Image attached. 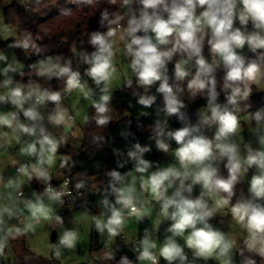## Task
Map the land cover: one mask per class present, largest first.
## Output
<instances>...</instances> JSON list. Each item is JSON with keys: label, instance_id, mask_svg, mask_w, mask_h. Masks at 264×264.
<instances>
[{"label": "clouds", "instance_id": "clouds-1", "mask_svg": "<svg viewBox=\"0 0 264 264\" xmlns=\"http://www.w3.org/2000/svg\"><path fill=\"white\" fill-rule=\"evenodd\" d=\"M29 2L15 0V6L27 11ZM68 2L96 7L101 0ZM11 7V0H3L0 11ZM97 12L98 27L79 49L73 44L70 56L38 59L27 66V74L15 56L9 60L0 51V106L9 109L0 110V149L7 151L15 142L19 156L28 158L24 163L12 159L15 176L0 173V264H15L10 243L34 237L38 227L61 230L49 245L56 259L62 250L77 248L79 232L65 227L58 212L64 197L72 196V178L53 186V170L58 163L71 173L77 164L60 149L80 137L78 118L81 125L94 124L98 130L113 123L114 82L121 90L131 89L141 106L137 129L143 127L141 118L153 115L147 109L156 104L157 94L162 97L148 139L172 161L162 166L146 158L152 144L142 145L134 132L122 130L125 149H110L116 167L94 162L107 180L98 189L100 211L90 217L101 237L96 259L113 264H264V106L253 110L252 104L254 95L264 94V0H106ZM72 14L60 9L64 17ZM22 23L19 15L15 23L0 18V39L29 57L38 56L45 51L38 43L43 37ZM43 31L48 35L50 30ZM54 80L63 81V88L53 87ZM185 91L192 104L198 98L205 103L189 111ZM74 92L76 101L69 108L64 100ZM81 101L93 110L90 115L77 109ZM131 123L129 119L127 125ZM90 142L100 149L108 140L97 131ZM90 178L99 180V175ZM33 181L43 190L25 196V183ZM245 181L246 190L238 189ZM86 183L78 180L75 190ZM157 205L152 229L145 228L136 240L116 243L130 218L148 222ZM166 222L158 244L154 233Z\"/></svg>", "mask_w": 264, "mask_h": 264}, {"label": "trees", "instance_id": "trees-1", "mask_svg": "<svg viewBox=\"0 0 264 264\" xmlns=\"http://www.w3.org/2000/svg\"><path fill=\"white\" fill-rule=\"evenodd\" d=\"M58 0H41V5L36 6L35 0H31V7L29 12H36L38 9L46 8L51 4L55 3ZM13 3V7L4 9V18L6 22H15L17 15H20L24 12L23 7L15 6V0H11ZM106 5V0H101L100 3L96 5V7H77L75 4L65 8L71 9L73 14L69 17H64L60 15V11L55 14L48 16L42 20L37 21L36 23L25 27L33 33L35 36L39 34L43 37L42 41H38L44 47L45 51L41 54L31 55L29 57L28 54H25L24 51L20 48H13L17 54L18 59L25 65L27 74L29 69L28 65L35 63L38 59H43L47 55H57L63 54L65 56H70V48L75 44L79 49L81 45V41L87 40V33L91 30H95L98 19L97 9ZM95 14L96 18H93ZM44 29H49L48 35L44 34ZM8 43L10 41H0V51L8 47ZM84 46H87L86 44ZM89 51L91 48L89 47ZM208 53L207 46H205L204 54ZM76 66L74 62V67ZM83 65H81V70H83ZM170 74L172 65H169ZM223 73H218V80L221 79ZM27 76L24 77L26 81ZM53 87L62 89L63 81H53ZM48 86L47 83L44 85ZM131 89H120L116 88L113 94L112 107L116 109L115 119L112 124L109 125L107 129L98 130L96 129L94 124L84 126L82 128V138H81V146L73 156L77 160L76 166L72 169L71 173L67 170H62L63 176L70 175L72 178L71 186L74 188V184L80 180L84 179L87 181L86 187L84 189L79 190L80 194H75V196L71 199V201H65L62 206L65 211L70 210V208H85L87 210H94V206L97 200L101 197L98 189L100 191L103 190L104 187L107 186V180L102 176V172L100 174L94 169L93 164L95 161H102L107 165L109 169L116 167L114 163V157L110 151L111 147H119L121 149H125L126 141H124L119 132L122 130H130L136 134V138L139 142L144 145L146 143L152 144V153L147 155L146 158L160 161L161 163L167 157L168 154H163L155 149L154 141H150L148 138L151 135L150 125L153 123L155 118L154 112L157 105L163 106L162 97L157 94L156 104L153 105L152 109H147V111L151 112L153 115L148 118H141L143 127L137 129V124L134 121V118L138 116V113L141 109L136 103V99L131 95ZM142 91V90H141ZM153 92L155 89L153 88ZM185 102L189 104V111H194L196 107L202 106L205 101L203 99H197L195 104H192L188 100V93L185 91L184 93ZM131 104V107H130ZM253 110L257 107L264 106V94H257L252 97ZM92 109H89V115L92 113ZM131 119L132 123L130 127L127 125V121ZM194 119V117H193ZM173 128L180 127L179 123L170 122ZM102 131V134L108 140V143L104 144L100 149H97L95 145H93L91 141V135L94 132ZM133 143L135 141H132ZM173 147H175L173 142ZM60 152L62 154H69L70 147L61 148ZM131 167V165H128ZM77 173H86V175L78 176ZM226 174V172H225ZM103 177V184L99 183L96 185L97 180L91 179L90 177L97 176ZM238 189L240 187H244V184L238 185ZM245 188V187H244ZM77 193V190H75ZM14 258L18 260L20 264H49L51 260L46 259L40 255H37L28 247L26 243L25 237H20L15 241H12ZM102 247L101 237L95 231V228L92 229L91 233V250L95 249L99 252V249ZM100 253V252H99ZM80 264H90L89 262H84ZM98 264H113L106 261H98Z\"/></svg>", "mask_w": 264, "mask_h": 264}, {"label": "rangeland", "instance_id": "rangeland-1", "mask_svg": "<svg viewBox=\"0 0 264 264\" xmlns=\"http://www.w3.org/2000/svg\"><path fill=\"white\" fill-rule=\"evenodd\" d=\"M3 3V0H0V4ZM73 5L72 3H69L68 0H58L55 3L51 4L50 6H47L46 8L43 9H38L36 12H26L22 13L20 15V18L23 20V23L21 25L22 28H25L29 25H32L36 23L39 20H42L48 16H51L55 14L56 12L60 11L62 8H67L69 6ZM0 18H4V9L0 11ZM5 19V18H4ZM6 22V21H5ZM15 23V22H12ZM0 41H5L3 39H0ZM5 54L8 55L9 60L12 59L13 56H15L17 59V54L13 48H6L1 50ZM119 55V54H118ZM206 56H208V53H205ZM19 60V59H18ZM20 61V60H19ZM21 62V61H20ZM0 67H3V62H0ZM26 70V67L24 68V71ZM123 67L121 68V71H123ZM27 76V75H26ZM28 77V76H27ZM35 78V77H34ZM86 78V77H85ZM3 78L0 77V80ZM19 79V78H18ZM40 83L44 86L45 82L43 80H40ZM91 83V81H89ZM116 83L114 82V90L117 88ZM77 93H72V95L64 100V104L68 106L69 108L72 107L73 103L76 101ZM78 110L83 112H87L89 114V109L90 107L87 105V102L81 101L79 104L76 105ZM0 110L7 111L9 110L6 107L0 106ZM78 125L81 128V135L78 139L70 140L69 141V147H70V152L69 156H74L78 149L81 146V138H82V128L85 125L80 124V120L78 118L77 120ZM57 135L59 134L58 132L56 133ZM245 139L248 138V132L247 128L245 129ZM255 146V145H254ZM12 159L18 160L20 163H23L27 161V157H21L19 156L18 153V146L15 145V142H13L12 146L5 151L4 149H0V173H3L5 175V178L8 177V175L15 176L16 175V166H11V161ZM172 161V157L170 154L167 155V157L163 160L161 163L162 166H166L168 163ZM54 177L56 178L54 181L58 182L59 180L63 178V172L62 169H59L58 163L57 166L53 170ZM250 175V174H249ZM97 180V179H96ZM99 180H103V177H100ZM99 180H97L96 185L99 184ZM245 190L247 187L246 181L243 183ZM42 184L33 181L31 183L26 182L23 188L25 196H31V193L33 190L36 191H41ZM4 190L2 186H0V193H2ZM99 200V199H98ZM97 200V201H98ZM4 201H0V203H3ZM94 210L100 209L97 202L95 206L93 207ZM158 211V206H156L155 209H152V216L150 218V221L148 222H140L137 223L135 218H131L128 220L126 227H125V233L128 235H131L136 231H138V228L141 227H148V228H153V222L155 221L156 217V212ZM58 212L59 214L63 217L64 222H65V227L67 228H75L79 232L80 236V241L77 244V248L74 250H62V255L60 259H56L49 248V245L51 243H55L58 240V233L61 231L59 228H57L55 231L52 230L51 227L44 226V227H38L36 231V235L29 236L26 239V243L28 247L36 253L37 251L40 253L39 255L51 260L49 264H80L84 262H89L90 264H98V261L96 259V256L99 255L100 253L93 249L91 250V233L92 229L94 226L91 223L90 217L92 216V210H87L85 208H70V210L65 211L63 207H58ZM219 219V218H218ZM230 218L225 219V224L223 227L225 230H227V224L229 222ZM14 221H12L13 223ZM213 223H216V221H213ZM167 226V222L163 225L160 226V235L161 238L163 239V233L164 229ZM56 232L57 234V240L53 241L52 240V235L53 233ZM106 238H105V243H106ZM118 242V238L116 240V243ZM182 243V241H181ZM9 264H11V261L9 260ZM15 264H20L17 261H15ZM211 264V262H210Z\"/></svg>", "mask_w": 264, "mask_h": 264}, {"label": "built area", "instance_id": "built-area-1", "mask_svg": "<svg viewBox=\"0 0 264 264\" xmlns=\"http://www.w3.org/2000/svg\"><path fill=\"white\" fill-rule=\"evenodd\" d=\"M30 7H31V0H30V2L28 3V10L27 11H25V9H24V7H23V9H24V13H26V12H29V10H30ZM75 62V61H74ZM75 64H76V62H75ZM81 71H83V70H81ZM28 78V77H27ZM34 78V77H33ZM72 95V94H71ZM70 95V96H71ZM69 96V97H70ZM69 97H67L66 99H68ZM65 99V100H66ZM26 162V161H25ZM24 163V162H23ZM65 177H68V175H65V176H63V178H61V179H57V180H59L58 182H55L54 180L56 179V178H53V180H52V183H53V186H59L61 183H62V181H63V179L65 178ZM69 188L70 189H72V196H70V197H64V200L65 201H71V199L75 196V194H80L81 192H75V190L73 189V187L71 186V184H69ZM43 190V186H42V188H41V191ZM102 197H100L99 199H101ZM158 206V205H157ZM159 207V206H158ZM99 211H100V209H97V210H93L92 211V215H96V214H98L99 213ZM131 219V218H130ZM14 222H16V221H14ZM145 228H148V227H143V228H141V230L139 231V233L137 234V235H134V236H131V235H128V234H126L125 232H124V234L121 236V237H118V242H117V244H121V245H123V242L125 241V240H129V241H131V240H136V239H138L140 236H142V234H143V230L145 229ZM149 229H151V228H149ZM160 233H161V231L159 230V233H154V238H156V237H160ZM157 243H158V240H157ZM159 244V243H158ZM10 250H11V252H12V254L14 255V251H13V244H12V242L10 243ZM125 252H126V254L130 257V258H133L134 259V256H133V254L130 252V251H127L126 249H125ZM119 258H120V254H118L117 255V257H116V259L117 260H119ZM109 263H113V262H109ZM161 264H164V262L163 261H161Z\"/></svg>", "mask_w": 264, "mask_h": 264}, {"label": "crops", "instance_id": "crops-1", "mask_svg": "<svg viewBox=\"0 0 264 264\" xmlns=\"http://www.w3.org/2000/svg\"><path fill=\"white\" fill-rule=\"evenodd\" d=\"M13 223H15V222H13ZM140 230H141V227L138 228V231H140ZM138 233H139V232L136 233V231H135L134 233L131 234V236L137 235ZM157 240H158V243H160V242L162 241L161 235H160V237H159ZM10 261H11V260H10ZM15 261L18 262V260H15ZM18 263H19V262H18Z\"/></svg>", "mask_w": 264, "mask_h": 264}, {"label": "water", "instance_id": "water-1", "mask_svg": "<svg viewBox=\"0 0 264 264\" xmlns=\"http://www.w3.org/2000/svg\"><path fill=\"white\" fill-rule=\"evenodd\" d=\"M136 118V117H135ZM134 118V121H135V123H136V119ZM52 240L53 241H55V240H57V234H56V232H54L53 233V235H52Z\"/></svg>", "mask_w": 264, "mask_h": 264}]
</instances>
